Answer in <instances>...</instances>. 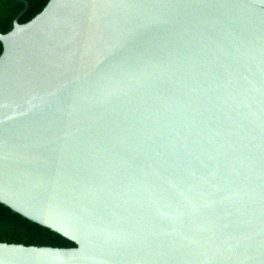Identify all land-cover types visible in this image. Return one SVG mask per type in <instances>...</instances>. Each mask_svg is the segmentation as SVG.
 <instances>
[{
	"label": "water",
	"instance_id": "1",
	"mask_svg": "<svg viewBox=\"0 0 264 264\" xmlns=\"http://www.w3.org/2000/svg\"><path fill=\"white\" fill-rule=\"evenodd\" d=\"M22 1L0 202L76 246L0 264H264V0Z\"/></svg>",
	"mask_w": 264,
	"mask_h": 264
},
{
	"label": "trees",
	"instance_id": "2",
	"mask_svg": "<svg viewBox=\"0 0 264 264\" xmlns=\"http://www.w3.org/2000/svg\"><path fill=\"white\" fill-rule=\"evenodd\" d=\"M29 5L20 22L32 19L46 6L49 0H28ZM26 7L22 0H0V32H8L14 26L15 18ZM3 44L0 41V54ZM26 245L73 247L76 243L61 233L35 222L0 202V242Z\"/></svg>",
	"mask_w": 264,
	"mask_h": 264
}]
</instances>
